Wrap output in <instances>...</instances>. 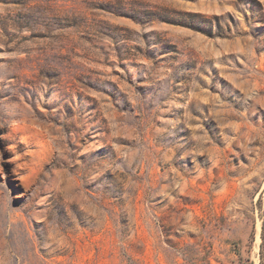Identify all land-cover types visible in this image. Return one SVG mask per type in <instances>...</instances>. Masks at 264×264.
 <instances>
[{"label": "rangeland", "instance_id": "rangeland-1", "mask_svg": "<svg viewBox=\"0 0 264 264\" xmlns=\"http://www.w3.org/2000/svg\"><path fill=\"white\" fill-rule=\"evenodd\" d=\"M263 190L264 0H0V264H264Z\"/></svg>", "mask_w": 264, "mask_h": 264}, {"label": "trees", "instance_id": "trees-1", "mask_svg": "<svg viewBox=\"0 0 264 264\" xmlns=\"http://www.w3.org/2000/svg\"><path fill=\"white\" fill-rule=\"evenodd\" d=\"M123 8L116 7L115 11L119 13ZM135 20L139 23H148L154 20H162L168 23L191 28L197 32L209 31L206 27L208 20L198 13H185L179 11H169L166 9L150 10L141 6H135ZM258 216L261 220V259L264 260V190L259 194L256 201Z\"/></svg>", "mask_w": 264, "mask_h": 264}, {"label": "bare ground", "instance_id": "bare-ground-1", "mask_svg": "<svg viewBox=\"0 0 264 264\" xmlns=\"http://www.w3.org/2000/svg\"><path fill=\"white\" fill-rule=\"evenodd\" d=\"M258 228V227H257ZM259 229H260V227H259ZM258 230V229H257ZM258 236V235H257ZM259 238V237H258Z\"/></svg>", "mask_w": 264, "mask_h": 264}]
</instances>
